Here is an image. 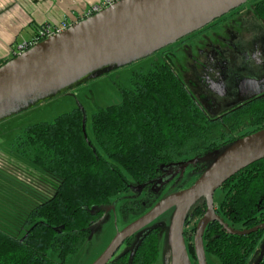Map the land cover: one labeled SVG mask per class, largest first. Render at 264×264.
I'll list each match as a JSON object with an SVG mask.
<instances>
[{
    "label": "trees",
    "instance_id": "obj_1",
    "mask_svg": "<svg viewBox=\"0 0 264 264\" xmlns=\"http://www.w3.org/2000/svg\"><path fill=\"white\" fill-rule=\"evenodd\" d=\"M259 11L264 17V1ZM45 26H37L34 34ZM7 61L0 59V66ZM131 63L106 66L58 94ZM131 85L119 88L120 103L98 107L91 115L96 144L84 135L83 108L64 113L51 123L30 125L15 140L12 160L32 167L45 181L21 182L0 170L6 209L0 211V264H63L67 256L78 252L111 199L127 192L129 180L123 171L136 184L151 185L142 201L122 206L126 215L154 202L163 168L182 166L181 175L193 162L203 173L215 154L236 141L219 144L221 127L206 121L170 65L154 60L148 70L133 74ZM255 109L260 113L255 116L256 125L263 129L262 105ZM217 147L218 152L214 151ZM211 150L213 156L204 157ZM219 188L226 190L220 203L224 218L245 221L247 227L264 220V159ZM205 208L201 199L191 211L200 218ZM159 230L158 225L143 228L125 242L126 250L107 264H154ZM262 233L231 235L211 222L204 231L205 250L220 264H248ZM49 250L56 253L58 261L47 256ZM189 252L195 258L191 243ZM252 264H264V254Z\"/></svg>",
    "mask_w": 264,
    "mask_h": 264
},
{
    "label": "water",
    "instance_id": "obj_2",
    "mask_svg": "<svg viewBox=\"0 0 264 264\" xmlns=\"http://www.w3.org/2000/svg\"><path fill=\"white\" fill-rule=\"evenodd\" d=\"M246 1L119 0L1 65L0 104L11 100L7 106L12 107L28 99H46L106 66L154 54ZM212 158L189 188L164 197L120 231L93 264H107L126 239L170 208L175 209L169 229L171 264H191L183 224L191 207L201 199L206 203V212L194 235L197 264H206L202 237L209 222L217 221L231 235H249L263 229L264 223L242 231L228 227L215 214L213 194L236 173L264 159V128L235 141Z\"/></svg>",
    "mask_w": 264,
    "mask_h": 264
},
{
    "label": "flooded vegetation",
    "instance_id": "obj_3",
    "mask_svg": "<svg viewBox=\"0 0 264 264\" xmlns=\"http://www.w3.org/2000/svg\"><path fill=\"white\" fill-rule=\"evenodd\" d=\"M263 1L264 0H248L237 8L229 11L227 14L189 34H196V37L193 38L196 40L191 42L192 45L190 50L186 48L185 52L187 56L184 58V66L182 67L179 64L180 68L178 67V71L175 70L174 66L168 59V52L171 50V47L173 48V44L156 52L160 59L156 60L168 64L173 68L180 82L185 85L191 101L201 111V114L206 121L212 126L217 125L221 127V135L217 138L219 144L231 140L237 141L261 130V126L256 125L257 120L255 119V116H259L260 113H256L255 108L256 106L262 105L263 112L261 113V116L264 117V17H262L259 11V6ZM203 30L205 32H202ZM206 32L208 33L204 34ZM197 33L199 34L197 35ZM209 36L215 40V42H210ZM183 38L177 40L174 44H183ZM193 51H195V53H193ZM236 127H239L237 131H235ZM215 149L214 151L218 152L219 147ZM213 152L212 150L206 152L204 157L208 158L213 156ZM192 163L193 162L184 167L185 169L181 175L180 172L182 166L179 165H175L177 167L174 166L171 170L168 168H163L161 170L159 178L162 180V185L160 184L161 186L158 187V189H160L157 192L158 194L154 191L157 194V197L151 205L154 206V203L156 204L168 195L189 188L187 186L193 181L192 178L194 177L197 179L199 175L202 174L201 170L197 169L195 163ZM189 170L190 174L188 175V178H185L184 175ZM190 178L192 180L184 185L182 182L183 179L188 180ZM149 186L151 185L141 186L136 184L135 181L133 185L129 182L128 190L124 194H127L128 196L131 193L132 196L131 198L125 199L126 201L120 206L121 213L123 214L121 210L122 206L142 201L146 197ZM168 186V193L163 198L158 199L160 195L166 192L165 190ZM217 190L222 193L223 200L226 190H220V188ZM137 191H140V193ZM220 203L214 204L213 201L215 214L233 230H248L264 223V220L256 225L247 223L251 225L250 227H247L245 221L235 222L226 219L222 216ZM191 209L184 223H189L190 218L195 219L196 223L193 224V227L189 231H184L183 229V238L188 258L190 263L193 264L197 263L196 256L193 258L192 254L189 252V245L191 243L194 248L193 242L196 226L198 221L205 214L206 208L204 214L200 218L194 216ZM211 222H216L223 230H225L217 221ZM150 225H152V223L147 226ZM261 230H263V236L258 244L262 246V251H264V228ZM202 238L204 251L205 254H207L205 250L204 232ZM128 239H126L121 245L125 246V250V242ZM116 253L113 257H115Z\"/></svg>",
    "mask_w": 264,
    "mask_h": 264
},
{
    "label": "rangeland",
    "instance_id": "obj_4",
    "mask_svg": "<svg viewBox=\"0 0 264 264\" xmlns=\"http://www.w3.org/2000/svg\"><path fill=\"white\" fill-rule=\"evenodd\" d=\"M54 24L57 23H50L48 25ZM202 32L205 31L203 30ZM31 33L32 31L30 29L22 31V39L30 38ZM207 33L208 32L204 34ZM198 34L199 33H197V35ZM195 37L196 34L187 35V37L183 38V44L176 45L173 43V48L170 46L171 50L168 52V59L176 71H178V67L180 68L179 64L182 67L184 66V58L187 56L185 50L186 48L188 50L191 49V42L196 40L193 39ZM209 38L210 42H215L210 36ZM193 53H195V51H193ZM156 59L160 60L158 54L154 53L148 57L134 60L125 67L112 70L100 78L83 83L68 91L61 92L54 97L51 95L46 99H28L16 103V105L12 107L7 106L11 100L0 104V170H6L14 179L21 182L34 181L43 183L42 181L45 180L38 174L39 172L37 173L36 170L30 166L17 163L14 159L12 160L11 155H14L15 152V140L23 135V130L33 124L51 123L55 118L64 113L70 112L75 108H83L86 118L84 125L85 134L93 144H96L92 133L91 115L98 107H106L120 103L121 95L119 93V88H130L132 86L131 79L133 74L135 72L148 70ZM15 101L17 102V100ZM123 173L128 178L130 184L134 185L133 179L124 171ZM189 174L190 170L186 172L184 177L188 178ZM192 179L193 181L187 187H190L196 181V178L193 177ZM192 179H183L182 182L186 185L187 182ZM168 190L169 186L165 190L166 192L160 195L158 199L163 198L168 193ZM2 195L5 196V187L3 190V186H0V211L4 209L3 204L5 203ZM126 196L127 194L123 193L120 194L118 198L111 199L110 205L105 209L104 215L91 226L90 233L78 252L67 256L63 264H93L120 231L145 215L153 206L144 207L139 213L123 215L120 211V206L126 201L125 199L131 198L132 194L130 193L127 197ZM222 197L223 195L219 190L215 191L213 195L214 204H219ZM174 210V208L168 209L152 222V226L158 225L160 227L157 236L158 257L154 264H171L169 229ZM189 220V223H184L183 225L184 231H189L193 227V224L196 223L195 219L190 218ZM262 249L260 244L255 247L250 255L248 264H252L260 257ZM124 251L125 246H121L115 257H118ZM47 256L58 261L56 253L53 250H49ZM205 259L206 264H220L218 259L211 254H205Z\"/></svg>",
    "mask_w": 264,
    "mask_h": 264
},
{
    "label": "crops",
    "instance_id": "obj_5",
    "mask_svg": "<svg viewBox=\"0 0 264 264\" xmlns=\"http://www.w3.org/2000/svg\"><path fill=\"white\" fill-rule=\"evenodd\" d=\"M99 1L0 0V59L13 58L17 46L33 38L37 26L60 23L69 17H79L81 12ZM29 29L32 31L30 38L22 39V31Z\"/></svg>",
    "mask_w": 264,
    "mask_h": 264
},
{
    "label": "built area",
    "instance_id": "obj_6",
    "mask_svg": "<svg viewBox=\"0 0 264 264\" xmlns=\"http://www.w3.org/2000/svg\"><path fill=\"white\" fill-rule=\"evenodd\" d=\"M119 0H100L99 2H97L96 4L92 5L89 10H87L86 12L79 14V17H72L69 19H64L62 20L60 23L54 24V25H48L46 24V26L40 30L37 31L36 34H34L33 38L30 41H23L20 43V45L17 46V50L16 53L14 55H18L23 53L24 51L28 50L30 47H32L33 45L49 38L52 36H55L58 33H61L63 31H65L66 29H68L71 25L77 23L78 21L92 16L95 13H98L100 11H102L103 9L111 6L112 4H114L115 2H117Z\"/></svg>",
    "mask_w": 264,
    "mask_h": 264
}]
</instances>
